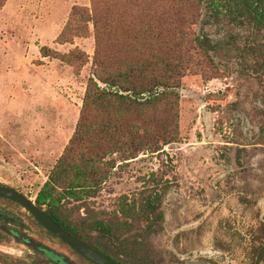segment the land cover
Listing matches in <instances>:
<instances>
[{"label":"rangeland","instance_id":"rangeland-1","mask_svg":"<svg viewBox=\"0 0 264 264\" xmlns=\"http://www.w3.org/2000/svg\"><path fill=\"white\" fill-rule=\"evenodd\" d=\"M148 5L158 9L153 2H143L142 18L123 0L96 6L91 0H4L0 6L1 185L35 202L74 134L91 77L95 31L100 33L99 45L122 53L126 25L114 27L108 17L146 22ZM192 12L185 11L174 53L183 66L171 89L178 98L176 142L163 146L155 140L153 149L143 144V152L127 160L113 155L99 192L82 201L65 200L62 210L75 223L103 221L120 226L123 236L144 234L148 223L133 210H138L151 188H164L163 219L147 238L152 264L199 259L210 264H250L252 247L264 233V117L257 111L258 105L263 106L264 84L241 76L234 62L215 67L195 50L192 41L202 34L204 12L197 21L189 18ZM114 30L118 38L110 43ZM77 53L81 59L72 65L60 60ZM170 122L162 107L143 110V137L147 125L159 131ZM0 207L21 217L39 244L74 264H89L51 237L20 205L0 199ZM32 247L0 233V264H44Z\"/></svg>","mask_w":264,"mask_h":264},{"label":"trees","instance_id":"trees-1","mask_svg":"<svg viewBox=\"0 0 264 264\" xmlns=\"http://www.w3.org/2000/svg\"><path fill=\"white\" fill-rule=\"evenodd\" d=\"M91 1L96 6L108 0ZM123 1L142 18L143 2H153L158 9L146 7L149 15L146 22L132 17H108L114 27L126 25L122 53L99 45L100 33L95 31L91 77L87 80L74 134L37 192L35 204L61 229L116 264H152L146 253L147 238L163 219L160 205L166 189L151 188L142 197L138 210H133L138 219L148 223L144 234L141 231L123 236L120 226L103 221L75 223L64 214L63 202L94 197L107 179L113 155L127 160L143 152V144L153 149L155 140L163 146L176 142L178 98L171 89L176 87L173 81L183 69L174 53L179 46L176 38L185 24L186 9L194 11L189 18L195 21L204 12L202 34L192 41L195 50L215 67L234 62L241 76L264 84V0ZM3 3L0 0V6ZM73 12L79 15L78 10ZM94 18L95 15L92 21L97 28ZM205 27L212 32H206ZM114 38H118L115 30L110 43ZM80 59L78 53L60 57L71 65ZM261 103L264 106V101ZM160 107L172 123L159 131L147 125L143 137V110L156 111ZM257 111L264 117V109L257 107ZM257 239L260 243L252 247L250 264H264V233Z\"/></svg>","mask_w":264,"mask_h":264},{"label":"water","instance_id":"water-1","mask_svg":"<svg viewBox=\"0 0 264 264\" xmlns=\"http://www.w3.org/2000/svg\"><path fill=\"white\" fill-rule=\"evenodd\" d=\"M0 198L11 200L30 212V214L36 219V221L50 234L56 237L58 240L63 242L81 257L86 259L92 264H116L95 249L90 247L88 244L81 240L73 237L63 229H61L52 219H50L42 210H40L35 202H32L26 196L20 194L17 190L0 185ZM59 256V255H58ZM63 264H74L69 261L65 256L62 259ZM192 264H202L195 262Z\"/></svg>","mask_w":264,"mask_h":264},{"label":"flooded vegetation","instance_id":"flooded-vegetation-1","mask_svg":"<svg viewBox=\"0 0 264 264\" xmlns=\"http://www.w3.org/2000/svg\"><path fill=\"white\" fill-rule=\"evenodd\" d=\"M258 107L259 108L262 107V109H264V106L258 105ZM0 199H4V198H0ZM7 201L15 203L11 200H7ZM21 207L25 211L29 212L23 206ZM34 220L36 219L34 218ZM29 229H30L29 226L23 223L21 217H19L15 212L0 207V233L2 235H5L8 238L17 241L18 243L25 244L27 246L33 245L34 247H32V250L34 251V253H36L35 257L40 259V261L44 264H63L62 259L64 255L58 254L55 251L51 250L50 248L39 244L28 234ZM195 262H199L202 264H210L207 260H202V259L189 260L179 264H192Z\"/></svg>","mask_w":264,"mask_h":264}]
</instances>
